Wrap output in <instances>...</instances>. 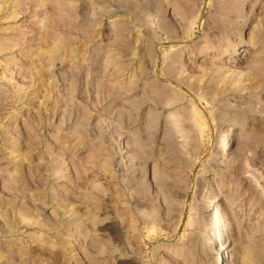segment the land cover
<instances>
[{
	"label": "rangeland",
	"instance_id": "obj_1",
	"mask_svg": "<svg viewBox=\"0 0 264 264\" xmlns=\"http://www.w3.org/2000/svg\"><path fill=\"white\" fill-rule=\"evenodd\" d=\"M0 264H264V0H0Z\"/></svg>",
	"mask_w": 264,
	"mask_h": 264
},
{
	"label": "bare ground",
	"instance_id": "obj_2",
	"mask_svg": "<svg viewBox=\"0 0 264 264\" xmlns=\"http://www.w3.org/2000/svg\"><path fill=\"white\" fill-rule=\"evenodd\" d=\"M224 144H225V146H228L229 144H228V142H224ZM225 151V149H221L220 150V152L222 153V152H224ZM216 200V198H215V194H214V192L212 193V196H210V199H209V201L211 202V201H215ZM212 209H213V207H212Z\"/></svg>",
	"mask_w": 264,
	"mask_h": 264
}]
</instances>
